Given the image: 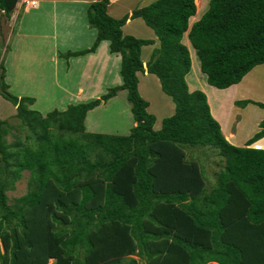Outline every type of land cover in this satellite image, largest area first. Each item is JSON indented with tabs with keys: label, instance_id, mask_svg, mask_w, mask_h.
<instances>
[{
	"label": "trees",
	"instance_id": "1",
	"mask_svg": "<svg viewBox=\"0 0 264 264\" xmlns=\"http://www.w3.org/2000/svg\"><path fill=\"white\" fill-rule=\"evenodd\" d=\"M16 2L0 0V15L10 18ZM108 3L88 6L97 32L91 47L62 54L82 55L109 41L121 57L122 83L98 98L43 115L30 107L33 97L8 90L0 61V95L33 137L10 148L8 121L0 119V264H264V149L250 146L264 136V118L245 146L228 142L206 94L188 88L191 58L182 42L188 30L209 85L240 82L264 63V0H209L190 27L194 0H154L120 18L108 15ZM135 17L159 41L145 69L141 46L153 41L121 31ZM145 70L174 102L159 129L138 91L136 73ZM122 89L135 121L130 132L86 131L87 111ZM187 146H211L224 158L209 189L198 163L186 158ZM23 170L27 192L9 204L5 192Z\"/></svg>",
	"mask_w": 264,
	"mask_h": 264
},
{
	"label": "crops",
	"instance_id": "2",
	"mask_svg": "<svg viewBox=\"0 0 264 264\" xmlns=\"http://www.w3.org/2000/svg\"><path fill=\"white\" fill-rule=\"evenodd\" d=\"M33 1L36 2L34 7L20 5L19 0H17L10 15L9 30H7V27L0 30V37H7V48L2 60L5 67V81L8 83V90L12 94L18 97H33L34 102L30 107L45 115L53 109L64 110L69 104L87 102L98 98L109 87L122 83L120 75L121 57L118 53L110 52L108 40H101L94 51L82 55L69 56L68 58L62 56L67 51H78L91 47L97 32L88 22L87 10L89 4L94 0ZM108 1L109 3L106 7L108 15L120 18L126 13H131L134 8L147 5L154 0ZM208 1L194 0L196 12L188 19L189 27L206 11ZM121 31L123 35H132L137 38L151 39L153 41L141 46L140 58L145 69L146 62L153 48L159 45L154 31L144 23L141 17L127 19L121 26ZM182 42L187 46L190 53L191 67L186 74V81L189 90L192 91L198 89L199 86H190L188 76L193 68V64L196 63L199 70L200 66L196 51L188 39V30L184 32ZM191 48L194 49V53ZM30 73H35L34 75H38V73L44 74L34 76L29 75ZM48 74L52 75V80L48 79ZM136 74L138 76V91L147 100L148 95L140 91L141 82H147L149 84V86L146 84L147 87L151 89L152 84H154L159 90L160 83L158 78L146 70L143 72L137 71ZM261 75H264V63L254 66L243 76L240 82L226 88L220 89L211 85L207 89L200 88L207 96L210 112L220 124L223 136L235 146H245L247 141L259 130L258 123L264 118V108L256 109L258 106L248 103L244 110L255 109L259 112V118L254 121L253 127L249 126L250 128L243 130L242 113L244 111L241 108H237L235 104V101L252 98V95L248 92V87L252 79L264 81L262 80L264 76L260 78ZM262 83L264 84V82ZM150 88H148L149 93L152 91ZM231 89H233L235 95L230 100H224L223 96L225 93L223 92ZM212 90L221 92L218 95L219 99L223 100V114H215L213 111L209 99ZM121 93H124L123 96L127 98V91L122 89L115 96L87 111L84 118L86 131L117 134L113 131L99 130L98 119L100 116L98 114L97 118H91V116H95L94 114L99 108L117 100L118 95ZM64 95L69 97L63 99L62 96ZM160 96L163 104L160 103L162 108L158 112L163 113L162 117L173 114L174 102L171 100V97L164 92ZM252 99L259 101L255 98ZM128 104L129 111H131L129 101ZM13 108H15L14 105ZM237 116H240L239 120L236 118ZM155 117L157 120V115ZM134 125L135 121L132 120L127 126L128 133ZM154 125V129H159L160 124L159 126ZM250 146L264 149V136L252 142ZM50 260L54 261V259ZM210 264L218 263L212 261Z\"/></svg>",
	"mask_w": 264,
	"mask_h": 264
},
{
	"label": "rangeland",
	"instance_id": "3",
	"mask_svg": "<svg viewBox=\"0 0 264 264\" xmlns=\"http://www.w3.org/2000/svg\"><path fill=\"white\" fill-rule=\"evenodd\" d=\"M0 16H1L0 30H2V28L4 27H7V30H9L10 18L5 17L4 15H0ZM6 48H7V37H0V61L3 58ZM191 49L192 52L194 53V49L193 48ZM34 74L35 73H30L29 75H34ZM43 74L44 73L42 74L38 73L39 76ZM38 75H34V76H38ZM263 76L261 75L260 78H262ZM48 79L52 80L53 79L52 75L48 74ZM188 80L190 86H199L198 90H201L200 88L202 87L205 89L211 87L207 83L204 74L199 70L196 63L193 64V68L190 71ZM262 80H264V77ZM262 82L258 81L257 79H252L250 86L248 87V92L252 95V98L258 99L259 102H264V84ZM141 84L142 85L140 87L141 89L140 91L148 95L147 101L149 103V107H147V111L149 113L154 114L155 116L157 115L158 119L156 120L154 126L157 125L159 126L160 124L161 127V121L162 118L164 117H162L163 113H159L158 111L162 108L160 103L163 104V101L160 99L161 97L160 94H163V91L161 90V88H159L158 90V88H156L154 84H152V89L150 87H147L146 84L148 83L145 81H142ZM148 88L152 90L150 91V93ZM89 93H93V92H89ZM219 93L221 92H216L212 90L209 98L215 114L218 113L223 114L224 111L223 100L220 98L221 99L220 101L218 95ZM223 93H225L223 96L224 100H230V98H232L235 95L233 89ZM123 94L124 93L119 94L117 100H114L113 102H109V104H107L106 106L99 108V110L94 114L95 116H91V118L92 117L97 118V114L100 116L98 119L99 130L113 131L119 135H124L128 133L127 126L133 120V117L131 111H129V107H128L129 104L128 101L126 100L127 98H125ZM62 97L63 99H65L69 96L64 95ZM252 98L249 99L251 101L248 103H252V101L258 102L256 100H253ZM241 100H246V99H241ZM248 103H246L243 106L235 103L237 108H241L244 111L242 113L243 130H245L246 128H250L249 126L253 127L254 121H256L259 118V112L256 111L255 109L250 108L248 110H244L245 107L248 105ZM252 104L256 105L255 103ZM259 108L261 107L259 106L256 107V109ZM0 117L8 121V132L5 135V140L9 144L10 148L13 149L16 148L14 141L20 140L21 143L26 142L27 135L30 136V138L28 139L29 141L33 139V137L31 136L32 131L29 130L27 127L24 126L21 127L19 120L15 116V108H13V104L8 100L4 99L1 95H0ZM239 117L240 116H237L236 118L238 119ZM246 118L247 120H245ZM249 121L251 124L249 123ZM185 151H186V158L195 160L200 166L201 170L203 171L204 177L206 178V181L208 183V189H209V187L215 183L216 181L215 179L217 178L220 169L224 165V158L219 155L218 149L213 148L211 146H187ZM90 157L93 158V155H90ZM28 180H29V173L27 170H23L21 172V176L13 183L12 189H8L5 192L8 198L7 202L9 204H12L17 197L27 192ZM129 257H131V255ZM132 258L136 259L138 262L140 261L137 255L132 256ZM127 259L128 258L123 259L122 262H126ZM52 262L53 260H49V263Z\"/></svg>",
	"mask_w": 264,
	"mask_h": 264
},
{
	"label": "built area",
	"instance_id": "4",
	"mask_svg": "<svg viewBox=\"0 0 264 264\" xmlns=\"http://www.w3.org/2000/svg\"><path fill=\"white\" fill-rule=\"evenodd\" d=\"M20 2V5H23V6H32L34 7L36 5V2L33 1V0H19Z\"/></svg>",
	"mask_w": 264,
	"mask_h": 264
},
{
	"label": "water",
	"instance_id": "5",
	"mask_svg": "<svg viewBox=\"0 0 264 264\" xmlns=\"http://www.w3.org/2000/svg\"><path fill=\"white\" fill-rule=\"evenodd\" d=\"M132 264H136V263H132Z\"/></svg>",
	"mask_w": 264,
	"mask_h": 264
}]
</instances>
